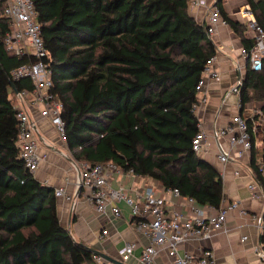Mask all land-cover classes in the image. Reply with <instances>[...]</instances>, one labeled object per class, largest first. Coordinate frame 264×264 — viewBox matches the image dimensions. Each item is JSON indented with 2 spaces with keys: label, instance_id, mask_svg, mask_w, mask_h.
<instances>
[{
  "label": "trees",
  "instance_id": "16d2710c",
  "mask_svg": "<svg viewBox=\"0 0 264 264\" xmlns=\"http://www.w3.org/2000/svg\"><path fill=\"white\" fill-rule=\"evenodd\" d=\"M33 1L50 52L49 92L62 103L74 159L112 162L218 209L222 174L192 144L200 131L196 86L217 49L190 1ZM247 2L264 24V0ZM215 3L221 10V0ZM4 9L0 0V264H105L61 223L54 188L20 156L17 91H31L33 82L12 79L28 58L7 47L12 22ZM221 13L250 51L247 26ZM240 98L241 105L264 100V63L257 71L249 64ZM251 167L264 187V138L252 149Z\"/></svg>",
  "mask_w": 264,
  "mask_h": 264
},
{
  "label": "crops",
  "instance_id": "0c3cea01",
  "mask_svg": "<svg viewBox=\"0 0 264 264\" xmlns=\"http://www.w3.org/2000/svg\"><path fill=\"white\" fill-rule=\"evenodd\" d=\"M247 4H249L247 0H221V10L233 20L245 24L241 10ZM190 10L200 23L206 24L208 7L194 5L190 6ZM246 35L253 40L252 31H246ZM212 39L217 49L215 65L220 70L222 78L220 81L209 80L199 92V96H206L207 100L196 107L195 113L199 119L200 129L207 134L209 144V148L200 156L211 162L222 174L225 194L223 203L226 205L238 201L240 207L246 209V213L242 214L240 209L229 211L226 221L227 230L215 232L206 239L188 240L181 244L180 251L199 254L202 248H209L213 251L217 264H264V259L257 251L258 249L264 251V239L263 241L261 239L264 237V232L256 219L258 216H264V187L252 172L253 148L246 150L241 157L221 162L213 136L215 126L229 124L237 113L249 116L255 108L263 109L264 100L249 101L241 106L240 93L231 91L239 80L243 81L246 78L250 64L241 37L229 24H221ZM21 99L18 97L17 107L27 108L36 125L37 153L41 161L33 173L34 177L54 189L62 186L73 196L72 200L56 195L50 198L57 206L61 223L70 230L75 239L119 259L122 264H143L140 255L150 240L136 227L130 206L121 201L120 216H115L110 207L104 212L98 211L87 199V192L80 185L83 163L71 157L67 143L60 139L55 125L48 117L41 115L42 106ZM261 121L262 124L257 127L254 134V139L258 141L256 148L264 138V117ZM225 142L228 144L227 139ZM240 150H242L240 145H235L233 148L235 154ZM236 170L240 173L236 174ZM109 178L113 187L123 186L133 197L137 196L138 192H143L147 185H152L158 194L164 196L169 212L177 210L186 216L192 214L187 197L175 194L172 189L166 190L153 178L141 176L131 170L124 171L118 166L109 169ZM254 181L261 194L258 197L248 186ZM201 207L207 213L216 211V208L208 205ZM244 235L248 238L243 241ZM128 241H135L137 247L132 255L123 259L120 250ZM102 262L108 261L102 258L100 263ZM151 264H172V258L167 250L162 248Z\"/></svg>",
  "mask_w": 264,
  "mask_h": 264
},
{
  "label": "built area",
  "instance_id": "2783aa9c",
  "mask_svg": "<svg viewBox=\"0 0 264 264\" xmlns=\"http://www.w3.org/2000/svg\"><path fill=\"white\" fill-rule=\"evenodd\" d=\"M5 3L4 14L12 22V30L6 37L7 47L19 56H26L28 59L12 69V79L29 77L33 82L31 91L24 89L18 91L20 98L29 101L33 105H41V115L48 117L55 125L60 139L67 143L65 132V121L62 118V103L55 99L49 92L52 85V69L50 63V52L45 45L41 23L37 19V12L33 0H2ZM190 5H203L208 7L209 14L206 22L208 35L213 38L221 24H228L223 18L219 6L214 0H189ZM243 21L247 26V31L253 33V46L250 51L245 50L253 70H260L264 63V24L260 23L247 4L241 10ZM216 54L207 59L202 76L196 86L199 101L195 104V109L202 102L207 100L206 96L200 97L201 92L209 80L220 81L221 72L215 65ZM242 80H239L232 92L240 93ZM21 99V100H22ZM242 106V105H241ZM17 117L19 119L20 156L28 169L34 173L39 167L41 157L37 153L38 142L35 137V121L31 117L29 110L19 106ZM264 110L255 108L249 116L242 113L235 114L231 122L224 126H215L213 136L218 148V158L221 162H228L234 157H241L246 150H251L258 146V141L254 139L257 127L262 124ZM225 139L228 140L226 144ZM193 149L200 155L209 148L207 134L201 130L195 134L192 140ZM235 145H240L242 150L236 154L233 151ZM236 155V156H235ZM81 186L87 192V199L93 206L101 212L111 208L115 216L122 214L119 203L126 202L135 219L136 227L142 231L150 240L140 255L143 264H151L155 261L160 250L165 248L172 258V264H217L214 253L209 248H202L199 254L181 252L182 243L191 239H206L215 232L227 230L226 221L229 211L240 209L241 213H246L245 208L240 207L238 201L224 204L213 213H207L192 197H187L191 204L192 214L186 216L174 210L169 212L165 205V198L156 192L152 185H147L143 192H138L137 196L129 195L123 186L113 187L110 183L109 169L116 168L112 162L99 163L96 165L82 164ZM236 174L240 171L236 170ZM256 197L261 194L257 190V183L254 181L248 185ZM175 194L181 195L177 188L172 189ZM56 196H63L72 200L64 187L54 189ZM224 200V198H223ZM258 225L264 232V216H258ZM105 234V231L103 232ZM247 235L242 237L246 240ZM137 243L128 241L120 250L123 259L133 254ZM258 255L264 259V251L258 249ZM94 259L100 263L102 257L94 254ZM105 264H113L105 262Z\"/></svg>",
  "mask_w": 264,
  "mask_h": 264
},
{
  "label": "water",
  "instance_id": "95a60500",
  "mask_svg": "<svg viewBox=\"0 0 264 264\" xmlns=\"http://www.w3.org/2000/svg\"><path fill=\"white\" fill-rule=\"evenodd\" d=\"M217 1H219V0H217ZM10 82H11V85L15 84L14 80H12V79H11ZM81 182L82 181H80V185H81ZM91 250L93 251V253L99 255L100 257H102L105 261H108V262L113 263V264H122V262L119 259H117V258H115V257H113V256H111V255H109V254H107V253H105V252H103L101 250H98V249H95V248H91Z\"/></svg>",
  "mask_w": 264,
  "mask_h": 264
},
{
  "label": "rangeland",
  "instance_id": "374dc122",
  "mask_svg": "<svg viewBox=\"0 0 264 264\" xmlns=\"http://www.w3.org/2000/svg\"><path fill=\"white\" fill-rule=\"evenodd\" d=\"M71 155V157L74 159V157H73V155L72 154H70ZM75 160V159H74ZM75 161H77V160H75ZM78 162V161H77Z\"/></svg>",
  "mask_w": 264,
  "mask_h": 264
}]
</instances>
